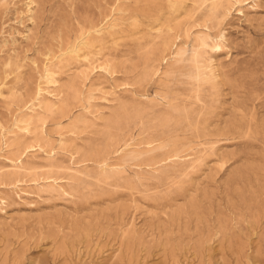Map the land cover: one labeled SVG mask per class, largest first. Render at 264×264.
<instances>
[{
  "label": "rangeland",
  "instance_id": "obj_1",
  "mask_svg": "<svg viewBox=\"0 0 264 264\" xmlns=\"http://www.w3.org/2000/svg\"><path fill=\"white\" fill-rule=\"evenodd\" d=\"M28 1L0 0V264H264V0Z\"/></svg>",
  "mask_w": 264,
  "mask_h": 264
},
{
  "label": "bare ground",
  "instance_id": "obj_2",
  "mask_svg": "<svg viewBox=\"0 0 264 264\" xmlns=\"http://www.w3.org/2000/svg\"><path fill=\"white\" fill-rule=\"evenodd\" d=\"M106 1V0H105ZM27 2V1H26ZM28 2H30L32 5L34 4V0H29ZM37 3V2H36ZM35 5V4H34ZM32 7V6H31ZM36 7V6H35ZM33 9V8H32ZM35 10V9H34ZM227 11V10H226ZM186 17V16H185ZM31 19V18H30ZM107 20H109V18L107 19ZM104 24V23H103ZM177 26V25H176ZM175 30V29H174ZM30 31V30H29ZM93 32V31H92ZM93 33H96V32H93ZM100 34V33H99ZM98 34V35H99ZM81 35V34H80ZM82 35H84V33H83V31H82ZM87 35V34H86ZM178 36V35H177ZM81 41V40H80ZM84 42V41H83ZM86 42V41H85ZM77 43V42H76ZM72 44V43H71ZM5 45V44H4ZM76 45V44H75ZM83 47V46H82ZM78 49V48H77ZM218 49V48H217ZM49 52V51H48ZM60 52H61V50H60ZM66 52V51H65ZM72 52H74V51H72ZM79 52V51H78ZM50 53V52H49ZM48 53V54H49ZM62 53V52H61ZM64 54V53H63ZM68 54V53H67ZM71 54V53H70ZM78 54V53H77ZM69 55V54H68ZM47 56V55H46ZM50 56V55H49ZM53 55H51L50 57H52ZM60 56H63V55H60ZM49 58V57H48ZM54 58V57H53ZM85 60H87V61H90V58H88L87 56H85V58H84ZM60 60V59H59ZM50 60H48V62H49ZM86 61V62H87ZM43 67H44V64H43ZM86 69V68H85ZM84 69V70H85ZM106 69V68H105ZM105 71V70H104ZM83 74V73H82ZM84 76V75H83ZM47 82L49 83V84H52V85H54V86H56L57 84H58V80L56 79V73L55 72H48L47 73ZM84 80V79H83ZM74 82V81H73ZM5 83V82H4ZM4 85V84H3ZM124 88V87H123ZM42 90H40V94L42 93L41 92ZM47 92H50V91H47ZM55 95V94H54ZM3 96V95H2ZM39 99H38V103H37V105H38V107L39 108H44V104H46L45 103V100H43L42 99V97H41V95H39V97H38ZM41 98V99H40ZM36 101V100H35ZM47 105H45V107H46ZM37 106H35V107H33V109H31V111H29L30 113H37L36 111H35V109H37L36 108ZM34 115V114H33ZM35 116V115H34ZM33 119V118H32ZM31 120V119H30ZM27 121H28V119H27ZM29 122V121H28ZM31 122V121H30ZM29 122V123H30ZM21 125V124H20ZM36 125V124H35ZM26 129V128H25ZM25 131V130H24ZM27 131V130H26ZM8 135V134H7ZM3 140V139H2ZM5 144H6V142H5ZM39 145V144H38ZM149 145V144H148ZM72 156V155H71ZM20 157V156H19ZM10 158H12V157H10ZM10 160V159H9ZM21 160V159H20ZM12 161H14V160H12ZM17 161H19V160H17ZM15 162V161H14ZM20 162V161H19ZM12 163V162H11ZM20 165H21V162L19 163ZM18 168V167H17ZM8 169V168H7ZM13 169V168H12ZM46 169H48V168H46ZM45 169V170H46ZM31 171V170H30ZM27 172V171H26ZM29 172V171H28ZM8 174V173H7ZM51 180V179H50Z\"/></svg>",
  "mask_w": 264,
  "mask_h": 264
}]
</instances>
